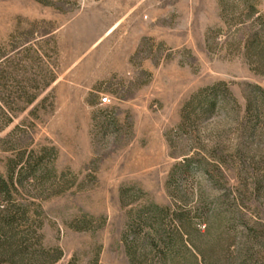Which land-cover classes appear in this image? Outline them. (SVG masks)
<instances>
[{"label":"rangeland","instance_id":"obj_1","mask_svg":"<svg viewBox=\"0 0 264 264\" xmlns=\"http://www.w3.org/2000/svg\"><path fill=\"white\" fill-rule=\"evenodd\" d=\"M0 264H264V0H0Z\"/></svg>","mask_w":264,"mask_h":264}]
</instances>
